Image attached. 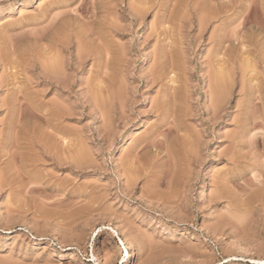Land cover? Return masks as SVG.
Returning <instances> with one entry per match:
<instances>
[{
    "label": "rangeland",
    "instance_id": "rangeland-1",
    "mask_svg": "<svg viewBox=\"0 0 264 264\" xmlns=\"http://www.w3.org/2000/svg\"><path fill=\"white\" fill-rule=\"evenodd\" d=\"M263 155L264 0H0V264L264 261Z\"/></svg>",
    "mask_w": 264,
    "mask_h": 264
},
{
    "label": "bare ground",
    "instance_id": "bare-ground-1",
    "mask_svg": "<svg viewBox=\"0 0 264 264\" xmlns=\"http://www.w3.org/2000/svg\"><path fill=\"white\" fill-rule=\"evenodd\" d=\"M213 1H214V0H213ZM61 2H62V1H61ZM142 3H143V2H142ZM254 3H255V2H254ZM107 4H108V3H107ZM140 4H141V3H140ZM144 4H145V2H144ZM144 4H143L142 6H144ZM148 4H149V2H148ZM63 5H64V4H63ZM142 6H140L141 9H142ZM146 6H147V5H146ZM132 7H133V6H132ZM132 7H131V8H132ZM208 7H209V6H208ZM145 8H146V7H145ZM226 8H228V7H226ZM132 9L135 10V12H136V6H135V8L133 7ZM132 9H131V10H132ZM141 9H140V10H141ZM147 9H148V8H147ZM147 9H142V11H143V10H147ZM193 9H194V8H193ZM206 9H207V8H206ZM67 10H68V9H67ZM138 10H139V9H138ZM140 10H139L138 12H140ZM204 10H205V9H204ZM207 10H208V9H207ZM73 11H74V10H73ZM80 11H81V10H80ZM142 11H141V12H142ZM215 11H217V10H215ZM215 11H214V12H215ZM141 12H140V14L144 13V12H142V13H141ZM223 12H224V11H223ZM185 13H186V12H185ZM185 13H184V14H185ZM207 13H209V12H205V14H200V15H197V16H201V15H202V16H203V17L201 16L202 19L207 20L208 17H210V14H209L208 16L206 15ZM140 14H139V15H140ZM220 14H221V13H220ZM45 15H46V14H45ZM137 15H138V14H137ZM204 15H205V17H204ZM214 15H216V13H215ZM214 15L211 13V16H212V17H213ZM217 15H218V13H217ZM248 15H249V14H248ZM248 15H245L247 19H248V17L250 18V16H248ZM48 16H49V15H48ZM133 16H134V15H133ZM179 16H180V15H179ZM206 16H207V18H206ZM245 16H244V17H245ZM247 16H248V17H247ZM184 17H185V16H184ZM57 18H58V17H57ZM57 18H56V19H57ZM197 18H198V17H197ZM197 18H196V19H197ZM205 18H206V19H205ZM214 18H215V17H214ZM113 19H115V18H113ZM199 19H200V18H198V21H199ZM210 19H211V18H210ZM212 19H213V18H212ZM250 19H251V18H250ZM49 20H51V19H49ZM180 20H181V19H180ZM200 20H201V19H200ZM204 20H203V21H204ZM208 20H209V19H208ZM208 20H207V21H208ZM248 20H249V19H248ZM44 21H45V20H44ZM55 21H56V20H55ZM109 21H110V20H109ZM203 21L201 20V22H203ZM53 22H54V21H53ZM119 23H120V22H119ZM246 23H247V21H246ZM202 24H204V26H206L205 24H207V22L205 21V23H204V22L201 23V24L199 23L198 26L200 25L199 27H201ZM66 26H67V25H66ZM110 26H112V25H110ZM167 28H168V25H167ZM69 29H70V28H69ZM92 29H93V28H92ZM104 29H105V28H104ZM107 29H108V28H107ZM109 30H110V29H109ZM113 30H114V29H113ZM125 30H126V29H125ZM167 30H168V29H167ZM67 31H68V30H67ZM91 31H92V30H91ZM91 31H89V32H91ZM60 33H61V32H60ZM105 33H107V32L105 31ZM66 34H67V32H66ZM103 34H104V33H103ZM92 35H93V34H92ZM94 35H96V34H94ZM64 36H65V35H64ZM64 36L62 37L63 39L61 38V36L59 37V38H61V40H60L59 38H58V39H55V43H54L53 47H54V49H55V53H56V52H57V53H56V55H55L54 52H52V53H54V55L57 56V57H56V58H55V56H54L53 58L51 57V58L54 59V60L56 59L55 62H54V60H53V61H51V64H50V62H48V61L52 60L51 58H50L46 63L44 62V63L46 64V65H45L46 69L44 70V73H45V71H46V73H47V70H49V71L52 73V74H51L52 76L49 77V79H50V81H51V84H53V85L56 84V85L60 86V88L62 87V84H63V77H64V76L67 77V76L69 75V74L66 75V73H69V71H67V70H68L69 68H72L73 65H75V64H74L75 61L73 62V59L68 60V62H66V63H65V60H62V59H61L63 62L60 60V58H62V57H61L62 55H63V57H64V54H58V51H59V53H61L60 50H63V51H64V50H69V48L66 46L67 43H68V42H67V37H65V38H66V40H65ZM77 37H78V36H77ZM95 37H96V36H95ZM98 37H99V36H98ZM75 38H76V37H75ZM96 38H97V37H96ZM101 38H102V36H101ZM68 39H69V37H68ZM64 40H65V41H64ZM77 40H78V39H77ZM98 40H99V39H98ZM168 40H169V39H168ZM68 41H69V40H68ZM169 41H170V40H169ZM65 42H66V43H65ZM84 42H85V41H84ZM98 42H99V41H98ZM72 43H73V42H72ZM76 43H77V41H76ZM79 43H80V42H79ZM51 44H52V43H51ZM83 44H84V43H83ZM100 44H101V42H100ZM68 45H69V44H68ZM70 46H71V45H70ZM78 46H79V44L77 43V48H78ZM102 46H103V45H102ZM110 46H111V45H110ZM80 47H81V46H79L78 49L76 48V49H77V54H79V55H77V56L75 55L77 58H76V59L74 58L75 60L78 61V65H79V64H82L83 61H84L85 58H86V57L83 58L84 55H81V54H83L84 52L86 53V51H87V53H88V52H89L88 50H90L89 48H88V50H86V48L83 49L84 45L81 47L82 49H81ZM85 47H86V46H85ZM103 47H104V50L107 51V50H106L107 48L105 49V45H104ZM44 48H45V47H44ZM48 48H49V47H48ZM50 49H51V48H50ZM83 50H84V52H83ZM85 50H86V51H85ZM101 50H102V49H101ZM104 50H103V51H104ZM122 50H123V49H122ZM72 51H73V50H72ZM105 51H104V52H105ZM31 52H32V51H31ZM90 52H91V51H90ZM24 53H25V52H24ZM72 53H74V52H72ZM85 53H84V54H85ZM105 54H106V56H107V52H106ZM160 54H161V53H160ZM60 55H61V56H60ZM70 55H71V54H70ZM85 55H86V54H85ZM87 55L89 56V54H87ZM96 55H97V54H96ZM110 55H111V54H110ZM171 55H172V54H171ZM37 56H38V54H37ZM45 56H46V54H45ZM45 56H44V57H45ZM48 56H49V55H48ZM59 56H60V57H59ZM92 56H93V55H92ZM123 56H124V55H123ZM65 57L68 58L69 56H65ZM90 57H91V56H90ZM101 57H102V56H101ZM67 58H64V59H67ZM88 58H89V57H87V59H88ZM120 58H121V57H120ZM213 58H214V57H213ZM216 58H217V57H216ZM40 59H42V58L40 57ZM46 59H47V58H46ZM68 59H69V58H68ZM160 59H161V58H160ZM116 60H117V58H116ZM116 60H115V61H116ZM120 60L123 62V59H122V58H121ZM42 61H44V60H42ZM71 61H72V62H71ZM85 61H86V60H85ZM117 61H119V60H117ZM121 61H119V62L121 63ZM119 62H118V66H119V64H120ZM168 62H169V61H168ZM27 63H28V62H27ZM106 63H107V62H106ZM123 63H124V62H123ZM177 63H178V62H177ZM241 63H242V62H241ZM49 64H50V65H49ZM172 65H173V64H172ZM250 65H251V64H250ZM105 66H106V65H105ZM105 66H104V67H105ZM118 66H117V68H118ZM177 66H178V65H177ZM119 67H120V66H119ZM218 67H220V66H218ZM222 67H223V66H222ZM222 67H221V68H222ZM241 67H242V65H241ZM42 68H44V67H42ZM77 68H78V66H77ZM229 68H230V67H229ZM207 70H208V69H207ZM213 70H214V69H213ZM72 71H73V70H72ZM72 71H71V72H72ZM243 71H244V70H243ZM214 72H215V71H214ZM214 72H213V73H214ZM44 73H43V74H44ZM183 73H184V72H183ZM213 73H212V74H213ZM215 73H216V74H214V75H215V76H214V77H215V80L210 79L211 83H210L209 81H208V82L210 83L209 86H210V90H211V93H210V100H211V102L216 103L217 106H218V107H217V106L215 105V108H213V109L216 110V108H217V111H218V108H220V107H221L220 105H221L223 102H225L224 99H225V97H227V96H225L226 94H224L226 89L223 87V86H225V85H223V84L225 83V82H223V81H225V80L221 81L222 79H221V77H220V75H219V74L223 73V71H221V73L218 72V74H217V72H215ZM224 73H225V72H224ZM225 74H226V73H225ZM46 75H47V74H46ZM49 75H50V74H49ZM49 75H47V76H49ZM225 76H226V75H225ZM65 77H64V83L67 82V81H65ZM68 77H69V76H68ZM226 77H227V76H226ZM211 78H212V77H211ZM222 78H223V75H222ZM224 78H225V77H224ZM224 78H223V79H224ZM49 79H48V80H49ZM66 79H67V78H66ZM98 79H99V78H98ZM115 79H116V78H115ZM171 79H172V78H171ZM173 79H174V77H173ZM225 79H226V78H225ZM229 79H230V78H229ZM114 81H115V80H114ZM117 81H118V79H117ZM122 81H123V80H122ZM170 81H171V80H170ZM212 81H213V82H212ZM69 82H70V84H71L72 81L70 80ZM69 82H68V84H69ZM96 82H97V81H96ZM222 82H223V83H222ZM97 83H100V82H97ZM111 83H113V81H112ZM111 83H110V84H111ZM173 83H174V82H173ZM228 83H229V82H228ZM101 84L103 85V83H101ZM117 84H118V82H117ZM171 84H172V83H171ZM226 84H227V83H226ZM63 85H64V84H63ZM118 85H119V84H118ZM64 86H65V85H64ZM95 86H96V85H95ZM99 86H101V85L99 84ZM120 86H122V85H120ZM54 87H55V86H54ZM65 87H66V86H65ZM103 87H104V86H103ZM226 87H227V86H226ZM228 87H229V86H228ZM55 88H56V87H55ZM111 88H112V87H111ZM111 88L109 87V88H107V89L110 90ZM113 88H114V87H113ZM113 88H112V89H113ZM115 88H116V87H115ZM119 88H120V87H119ZM123 88H124V87H123ZM95 90H96V89H95ZM210 90H209V91H210ZM110 91H112V90H110ZM124 91H125V89H124ZM226 91H227V90H226ZM228 91H229V89H228ZM98 92H99V91H98ZM98 92H97V93H98ZM119 92L121 93V90H120ZM126 92H127V91H126ZM97 93H96L95 96H96V97L99 96V97L101 98V96H100V95H97ZM104 93H105V92H104ZM104 93H103V95H104ZM112 93H113V92H111V94H110L111 96H112ZM122 93H123V92H122ZM117 94H118V93H117ZM101 95H102V91H101ZM111 96H110V97H111ZM224 96H225V97H224ZM102 97H103V96H102ZM108 97H109V96H108ZM110 97H109V98H110ZM112 97H113V96H112ZM104 98H105V97H103V99L101 98V99H102L101 103L104 102ZM164 98H165V97H164ZM183 98H184V97H183ZM110 99H111V98H110ZM125 99H126V98H125ZM170 99H171V98H170ZM94 100H95L96 102L100 101L98 97H97V99H94ZM97 100H98V101H97ZM111 100H112V99H111ZM105 101H107V100H105ZM117 102H118V101H117ZM179 102H180V101H179ZM186 102H187V101H186ZM120 103H122V101H121ZM166 103H167V102H166ZM170 103H171V102H170ZM99 104H100V103H99ZM99 104H97V105H99ZM171 104H172V103H171ZM106 105H107V104H106ZM117 105H118V104H117ZM213 105H214V104H213ZM95 106H96V105H95ZM99 106H101V104H100ZM110 106H111V104H110ZM213 107H214V106H213ZM99 108H100V107H99ZM107 108H108V107H107ZM121 108H122V107H121ZM220 109H221V108H220ZM103 110H104V109H103ZM105 110H107V109H105ZM105 110H104V111H105ZM120 110H121V109H120ZM217 111H215V112H217ZM107 112H108V111H106V113H107ZM109 112H110V111H109ZM109 112H108V113H109ZM63 113H64V112H63ZM108 113H107V115H108ZM60 114H61V113H60ZM216 114H217V113H216ZM102 115H103V117H109V116H106L105 113H103V112H102ZM170 117H171V115H170ZM105 125H106V124H105ZM175 126H176V125H175ZM172 129H173V128L167 130V132H168V133L173 132ZM176 130H179V131H180V127L177 126V127H176ZM176 130H175V131H176ZM176 132H177V131H176ZM168 133H167V134H168ZM187 134H188V133H187ZM72 136H73V135H72ZM66 137H67V136H66ZM68 141H69V140L67 139V142H68ZM75 143H76V142H75ZM81 143H82V142H81ZM85 145H86V144H85ZM85 145H84V146H85ZM149 145H150V144H149ZM154 145H155V144H154ZM182 145H183V144H182ZM78 146H79V144H78ZM82 146H83V145H82ZM187 147H188V145H187ZM65 149H66V148H65ZM69 149H70V147H69ZM81 149H82V148H80V149L77 150V151H79V153H80V154L77 153V155H79V156L82 157V156H83V153H86V152H88V151L85 152L86 148H85L84 151H83V149H82V151H81ZM187 150H188V149H187ZM70 151H72V150H70ZM74 151H75V150H74ZM178 151H179V150H178ZM72 153H73V152H72ZM185 153H186V152H185ZM68 154H70V153H68ZM74 154H75V153H74ZM72 156H73V155H72ZM72 156H71V157H72ZM84 156H85V154H84ZM84 156H83V157H84ZM263 156H264V155H263ZM71 157H70V158H71ZM85 157H86V156H85ZM76 158H77V156H76ZM78 159H80V158H78ZM85 159H86V158H84V159H82V160L84 161ZM72 160H74V159H72ZM75 160H76V159H75ZM75 160H74V161H75ZM82 160H81V161H82ZM76 162H77V161H76ZM79 162H80V160L78 161V163H79ZM74 163H75V162H74ZM81 163H82V162H81ZM77 168H78V167H77ZM80 168H81V167H80ZM133 168H134V167H133ZM130 169H131V168H130ZM126 170H127V169H126ZM130 171H131V170H130ZM134 175H135V174H134ZM139 175H140V174H139ZM130 177H131V176H130ZM136 177H137V176H136ZM127 180H128V179H127ZM131 181H132V182H133V181L135 182V180H131ZM177 189H178V188H177ZM175 197H176V196H175ZM175 202H176V201H175ZM236 210H237V209H236ZM243 212H244V211H243ZM215 227H216V226H215ZM245 234H246V233H245ZM232 245H233V244H232ZM130 247H131V246H130ZM124 260H125V264H132V254H131L130 252H127V255L124 257ZM254 263H255V264H256V263H257V264H264V261H263V260H258V261H255Z\"/></svg>",
    "mask_w": 264,
    "mask_h": 264
}]
</instances>
